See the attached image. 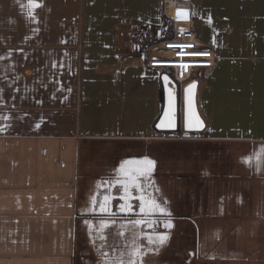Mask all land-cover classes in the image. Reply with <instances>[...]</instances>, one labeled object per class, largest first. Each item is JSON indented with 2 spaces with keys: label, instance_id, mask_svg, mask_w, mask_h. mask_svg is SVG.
Here are the masks:
<instances>
[{
  "label": "crops",
  "instance_id": "obj_1",
  "mask_svg": "<svg viewBox=\"0 0 264 264\" xmlns=\"http://www.w3.org/2000/svg\"><path fill=\"white\" fill-rule=\"evenodd\" d=\"M146 1L27 0L23 24L10 30L22 42H0V264H77L83 253L89 264H115L128 260L134 235L143 264H153L161 244L144 234L171 237L172 255L186 219L198 234L185 252L213 264L264 255V0H189L196 36L214 45L217 59L195 77L205 127L186 131L181 121L171 132L155 127L159 71L169 67L147 61L172 24L162 0ZM162 138L177 141L171 190L161 187L166 177L147 145ZM148 160L143 193L129 189L136 211L121 212L123 187L105 182L123 177L121 165L130 172ZM141 195L163 211L140 213ZM93 196L115 215L92 211ZM136 219L153 227L126 223ZM102 221L109 226L100 229ZM168 223L171 231L161 232Z\"/></svg>",
  "mask_w": 264,
  "mask_h": 264
},
{
  "label": "built area",
  "instance_id": "obj_2",
  "mask_svg": "<svg viewBox=\"0 0 264 264\" xmlns=\"http://www.w3.org/2000/svg\"><path fill=\"white\" fill-rule=\"evenodd\" d=\"M162 12L172 24V34L150 46L147 63L150 68H171L182 98L183 87L195 78V71L214 66L217 53L213 44L197 38L189 0H162ZM193 52L206 54L191 55ZM178 135L185 137L182 131Z\"/></svg>",
  "mask_w": 264,
  "mask_h": 264
},
{
  "label": "rangeland",
  "instance_id": "obj_3",
  "mask_svg": "<svg viewBox=\"0 0 264 264\" xmlns=\"http://www.w3.org/2000/svg\"><path fill=\"white\" fill-rule=\"evenodd\" d=\"M26 2L27 0H0V26L2 28L0 32V36H1L0 42L1 43L4 41L15 42V43L22 42V36H19L17 34H11L10 30L15 25L23 24V17H24L23 10H24V6L26 5ZM147 3L148 1L145 0L144 2L145 6ZM10 10H12V16H9L7 14V12ZM159 72H160V75L161 73L166 72L167 74L172 76L171 68H168L166 70H161ZM197 73H198V70L195 71L193 77H196ZM148 100L149 99L145 97L146 105L148 103ZM166 134L169 136L171 135V133H166ZM171 141H173V143L177 142V141H174V139L171 140L167 138H162L158 140H153L152 142L149 141V143H147V145L153 144L151 146V148L153 149L152 151L154 153H157L159 157V172L161 176L164 175L166 177V180L164 182L167 181V184L161 187L166 188V189L169 188L170 190H171ZM186 149L188 153L192 151V148L190 147H187ZM174 153L176 154L183 153V146L179 148L178 150H176ZM180 162L182 163V161ZM192 188L193 186L189 187V189H192ZM168 195L171 197V191H170V194ZM186 220L187 221H185V225L179 226V228L177 229L176 234H178L177 236H180L181 239L176 240L172 243L173 245L172 255H171V237H170V240L168 242L166 241L163 244H161L160 253L158 254V256L154 257L153 264H213L214 263V258L198 257L197 251L185 252L187 245L189 246V244L191 243L192 244L197 243V240H194V239L197 237V234H198V226L196 225L194 219H186ZM165 221L166 220H164V223ZM170 228L171 227H165L164 224L160 225V231L163 233H169ZM130 231L131 230H129V232ZM183 233H186V236L190 241L182 240V236H184ZM192 239L195 242H192ZM165 245L167 246L164 248L163 246ZM80 255L78 257H80ZM253 260H254V264H264V255L260 257L257 256L253 258ZM77 264H89L87 262L86 254L83 253L82 257L80 258Z\"/></svg>",
  "mask_w": 264,
  "mask_h": 264
},
{
  "label": "snow or ice",
  "instance_id": "obj_4",
  "mask_svg": "<svg viewBox=\"0 0 264 264\" xmlns=\"http://www.w3.org/2000/svg\"><path fill=\"white\" fill-rule=\"evenodd\" d=\"M29 15H31V13H29ZM185 18H187V17H185ZM204 54H206V53H202V52L191 53V55H204ZM165 79H167V77H165ZM193 87H194V85H193ZM250 159L251 158H246L245 162H248V160H250ZM125 163H127V162H125ZM152 164H153V162L148 160L146 167L134 169L130 172H125L124 166L121 165V172L123 173V177L115 180L112 184H108V182H105V184H104L105 187H115L117 184H119L123 187L125 195L122 196L121 199L124 200L125 202L120 205V211L121 212L134 213L136 211L133 208L132 204L130 203V201H131V199H133V197L131 196L129 189L131 187H134L143 193L144 189L142 186V179L146 181L150 178ZM99 186L100 185L98 184V187ZM137 199H139V201H140V203H139V212L140 213L145 212L146 206L152 210L158 209L161 212L163 211V209H160L159 204L156 203L154 198H149L146 200L145 196L141 195ZM104 200L105 201L109 200V197L105 196ZM91 202L93 204L92 211H94V212L99 211L100 213H105V214H108L110 216L115 215V213H112L110 211V209L104 203H101L98 208L95 207L96 196L91 197ZM112 223L115 224L116 221L113 220ZM126 223L132 225L133 227L141 225V224H147V227H149V228L153 227L152 223L141 220V219L128 220ZM85 224L88 225L89 234L92 235L94 226L91 225V223L89 221H85ZM108 226L109 225L107 223L102 221L99 225V228L103 229V228H107ZM124 227H125V223H121L120 229H123ZM165 227H171V225L167 224V225H165ZM117 234L119 236H123V231H118ZM144 235L147 237L149 244H153V243L163 244L167 240V235H158L155 238V240L153 239V237L151 235H149L147 233H145ZM100 239L104 240L106 242V237L101 235ZM137 239H138V237H136L134 235L132 238V240H133L132 247L126 253L128 255V260L125 261L122 258H117L115 264H143V256L146 255L147 253L141 252V246L136 242ZM92 242L95 243V240H93ZM151 250L152 249H148V251H151ZM101 255L107 257V253L102 252ZM105 264H107L106 261H105Z\"/></svg>",
  "mask_w": 264,
  "mask_h": 264
},
{
  "label": "water",
  "instance_id": "obj_5",
  "mask_svg": "<svg viewBox=\"0 0 264 264\" xmlns=\"http://www.w3.org/2000/svg\"><path fill=\"white\" fill-rule=\"evenodd\" d=\"M160 78L163 86V107L155 127L161 131H176L180 129L182 121L183 129L186 131L202 130L205 127V121L198 110L199 81L196 78L189 81L183 87L181 98L179 84L172 76L164 72L161 73Z\"/></svg>",
  "mask_w": 264,
  "mask_h": 264
}]
</instances>
